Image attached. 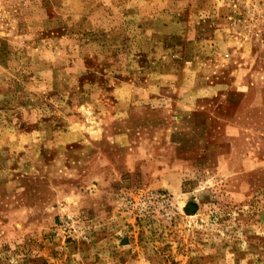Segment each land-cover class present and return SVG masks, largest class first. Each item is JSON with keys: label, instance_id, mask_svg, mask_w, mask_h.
Here are the masks:
<instances>
[{"label": "rangeland", "instance_id": "374dc122", "mask_svg": "<svg viewBox=\"0 0 264 264\" xmlns=\"http://www.w3.org/2000/svg\"><path fill=\"white\" fill-rule=\"evenodd\" d=\"M0 264H264V0H0Z\"/></svg>", "mask_w": 264, "mask_h": 264}, {"label": "trees", "instance_id": "16d2710c", "mask_svg": "<svg viewBox=\"0 0 264 264\" xmlns=\"http://www.w3.org/2000/svg\"><path fill=\"white\" fill-rule=\"evenodd\" d=\"M188 211H191V210L188 208ZM191 212H194V211H191Z\"/></svg>", "mask_w": 264, "mask_h": 264}]
</instances>
